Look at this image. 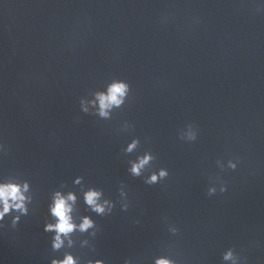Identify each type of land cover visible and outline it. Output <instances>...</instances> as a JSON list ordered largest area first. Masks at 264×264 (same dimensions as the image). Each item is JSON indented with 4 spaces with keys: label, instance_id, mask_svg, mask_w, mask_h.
Returning a JSON list of instances; mask_svg holds the SVG:
<instances>
[{
    "label": "water",
    "instance_id": "1",
    "mask_svg": "<svg viewBox=\"0 0 264 264\" xmlns=\"http://www.w3.org/2000/svg\"><path fill=\"white\" fill-rule=\"evenodd\" d=\"M112 78L130 84L126 104L110 120L81 112L80 98ZM188 125L193 142L179 138ZM133 138L140 145L126 154ZM0 144V177L28 180L34 197L15 228L7 218L0 228L3 264H50L65 251L82 264L160 255L223 264L227 248L242 264H264V4L0 0ZM145 151L155 157L145 176L169 172L158 184L127 171ZM77 176L116 207L97 216L81 197L78 214L96 221L97 235L74 233L73 248L53 252L43 230L50 196L61 186L79 194Z\"/></svg>",
    "mask_w": 264,
    "mask_h": 264
},
{
    "label": "clouds",
    "instance_id": "2",
    "mask_svg": "<svg viewBox=\"0 0 264 264\" xmlns=\"http://www.w3.org/2000/svg\"><path fill=\"white\" fill-rule=\"evenodd\" d=\"M264 4V0H260ZM131 92L130 84L121 78H112L101 90L93 91L89 96L80 98L79 106L83 113H91L103 120H110L113 113L122 108ZM123 127L127 129L130 125L125 122ZM179 138L186 142H193L197 139L195 126L188 125L179 133ZM140 140L133 138L127 143L123 151L131 154L137 151ZM4 151V146L0 144V152ZM155 157L151 151H145L136 156L134 160L129 161L127 171L133 177H144V183L148 185L158 184L168 177L169 172L166 168L150 171L145 176L146 170L150 168ZM221 168L224 164L217 161ZM227 167L235 170L237 162L229 160ZM74 185H79V194L76 191H65L63 186L53 191L48 203V214L51 220L44 224L43 230L52 233L51 249L53 252H59L61 249H71L76 241L73 239L74 233H87L89 237L95 238L98 227L96 221L90 215H79L78 205L81 197L86 209L97 216H106L113 213L116 202L105 195L103 189L94 186H85L83 177L77 176L73 180ZM221 193L226 192L227 188L223 184L219 186ZM217 187L215 184L208 188V194L215 195ZM119 203L121 210L127 211L129 208L128 193L125 186L121 184L119 188ZM32 186L28 180H18L15 177H0V228H3L4 221L10 219L13 228L20 222L21 217L29 215V205L33 204ZM169 231L172 234L178 232L177 227L169 225ZM89 239L80 241V247L89 246ZM223 264H242L241 257L233 248H227L222 253ZM0 264L3 261L0 260ZM50 264H82V261L73 255L70 251H65L62 258H52ZM86 264H105L104 259H89ZM124 264H133L131 259H126ZM153 264H177V262L166 255L155 257Z\"/></svg>",
    "mask_w": 264,
    "mask_h": 264
}]
</instances>
